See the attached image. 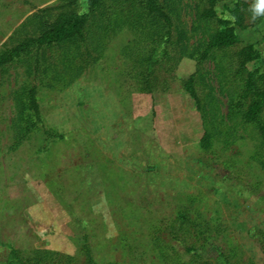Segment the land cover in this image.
<instances>
[{
	"label": "rangeland",
	"instance_id": "rangeland-1",
	"mask_svg": "<svg viewBox=\"0 0 264 264\" xmlns=\"http://www.w3.org/2000/svg\"><path fill=\"white\" fill-rule=\"evenodd\" d=\"M60 1L0 0V46L33 32L32 15ZM197 3L168 0L180 58L167 73L166 91L147 94L118 82L128 65L123 50L135 37L126 23L105 36L106 23L99 22L98 31L94 20L90 40H103L101 59L84 70H76L78 48L64 44L46 49L42 75L24 62L0 72V264L12 247L30 257L56 251L87 264L85 235L100 262L163 264L149 240V223L175 216L183 205L192 206L191 217L220 219L222 232L206 243L190 238L213 264L221 251L235 264H264L255 235L264 230L262 139L241 114H229L241 89V81L231 79L230 61L198 63L194 57L216 30L215 23L197 19ZM257 10L262 19L249 18L237 32L242 44L256 43L262 51L250 67L264 68V8ZM193 74L205 124L183 85ZM31 85L39 86L46 123L67 134L48 149L41 132L19 140L27 113L22 92ZM118 91L132 92L122 103ZM112 95L127 118H109ZM206 130L210 148L200 144Z\"/></svg>",
	"mask_w": 264,
	"mask_h": 264
},
{
	"label": "trees",
	"instance_id": "trees-1",
	"mask_svg": "<svg viewBox=\"0 0 264 264\" xmlns=\"http://www.w3.org/2000/svg\"><path fill=\"white\" fill-rule=\"evenodd\" d=\"M221 1L198 0L197 19L215 23L216 30L194 53V57L198 63L207 59L230 61L231 79L234 82L241 81V89L231 100L229 114L231 117L241 114L243 122L258 131L264 152V68L250 67L261 59L262 51L256 43L242 44L237 32L238 28L247 27L249 18L257 16V21L262 19L263 13L258 12L257 8H264V0H234L232 5L220 8L218 4ZM82 3V0H61L55 5L38 9L32 15L33 32L12 37L11 43L0 46V72L10 65L24 62L31 66L36 75H42L40 71L45 61L46 49L64 44L78 48L80 62L76 65V70H84L101 59L98 48H103V40L100 45L90 40L95 36V31L91 30L94 20L98 31L99 22L106 23L100 31L105 36L111 35L114 27H122L126 23L135 37L131 45H126L123 50L128 65L121 72L118 82L122 84L121 87L131 84L132 88L143 93L166 91L170 81L167 73L172 71L180 58V39H175V20L170 13L168 0H85L86 7ZM120 10H125L124 17H121ZM67 58V63L74 64L71 55ZM195 77V74L191 75L183 81V85L194 99L197 110L202 113L205 124L204 101L197 89ZM118 92L120 95L124 93L121 95L124 103V99L132 91ZM22 95L26 101L27 113L19 140L29 138L34 132H41L45 149L54 142L66 140V132L46 123L39 101V86H29ZM209 134L206 130L201 138L202 148L212 146ZM195 199L192 196L190 201L194 203ZM192 209L191 205H183L175 216L157 217L149 223V240L157 248L158 257L163 264H213L201 254L198 245L191 242L190 238H202L206 243L213 238L214 233L217 235L222 232V224L215 217L204 220L191 217L189 210ZM255 235L264 250V230ZM81 253L87 264H106L97 260L87 235ZM75 259L77 257L56 251H44L39 257H30L12 247L3 264H73ZM215 264L235 263L231 254L221 251Z\"/></svg>",
	"mask_w": 264,
	"mask_h": 264
},
{
	"label": "crops",
	"instance_id": "crops-1",
	"mask_svg": "<svg viewBox=\"0 0 264 264\" xmlns=\"http://www.w3.org/2000/svg\"><path fill=\"white\" fill-rule=\"evenodd\" d=\"M147 94H151V93H147ZM152 95H154V94H152ZM112 100H113V107L112 108H108L106 111L108 112V115H109V118H111V119H117V121H118V119H124V118H127V110H126V108H125V106L123 105V106H121V104L120 103H118L116 100H115V96H113L112 95ZM110 99V98H109ZM111 105V104H110ZM113 112V113H112ZM110 113V114H109ZM112 113V114H111ZM123 117H122V116ZM120 116V117H119Z\"/></svg>",
	"mask_w": 264,
	"mask_h": 264
}]
</instances>
